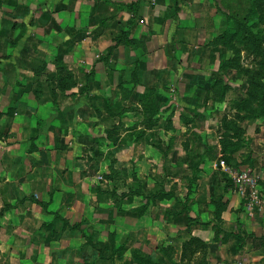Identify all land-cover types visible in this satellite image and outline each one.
<instances>
[{"label":"crops","instance_id":"0c3cea01","mask_svg":"<svg viewBox=\"0 0 264 264\" xmlns=\"http://www.w3.org/2000/svg\"><path fill=\"white\" fill-rule=\"evenodd\" d=\"M208 1L0 0V264H28L31 253H37L36 264H52V256L58 263L61 254L86 249L84 235H98L102 226L105 232L114 211L103 206L106 190L97 188L90 142L97 136L110 140L112 126L121 152L139 155L136 142L155 133L161 123L155 118L165 109L148 120L142 111L149 98L137 97L164 91L156 79L167 65L147 68L149 51L175 42L177 31L188 29L184 14H195ZM172 12L177 14L167 18ZM125 29L135 44L118 45L105 57ZM145 122L152 127L136 136ZM229 210L221 213L224 239L212 225L190 233L179 225L162 233L135 231V246L145 252V240L163 237L182 248L181 238L190 237L206 246L202 264H264V229L257 218L238 219ZM124 214L115 213L116 220Z\"/></svg>","mask_w":264,"mask_h":264},{"label":"rangeland","instance_id":"374dc122","mask_svg":"<svg viewBox=\"0 0 264 264\" xmlns=\"http://www.w3.org/2000/svg\"><path fill=\"white\" fill-rule=\"evenodd\" d=\"M173 14L177 12L167 18ZM263 14L264 0H209L198 6L195 14H184L188 29L177 31L175 42L153 45L149 51L152 60L140 59L142 67L145 60L150 61L147 68L167 65L156 79L164 91L137 95L143 100L148 96L152 106L160 104L158 111L165 107L155 118L161 123L156 124L155 133L145 136L146 141L136 142L141 147L138 156L136 151L131 155L128 148L121 152L122 143L113 138L112 126L107 129L112 131L111 137L106 134L110 140L97 136L90 142L97 188L105 186L106 190L103 206L114 213L109 215L105 232L102 226V233L80 238L85 250L65 252L58 256L62 259L58 263L52 256V264H202L206 246L195 244L193 238H181L182 248L175 242L169 245L163 237L155 239L157 245L145 240V252H140L135 231L162 233L165 228L182 225L190 233L213 220L216 202L223 205L222 213L230 208L238 219L255 216L264 229V222L258 221L264 220V208H260L264 200V116L260 115L264 107ZM239 22H246L257 44L242 40L240 32L235 34ZM57 63L66 67L63 61ZM197 74L202 75L200 80ZM112 110L118 112L115 104ZM151 127L145 122L136 136ZM224 142H238L240 148L230 153L229 146L223 153ZM236 172H250L255 177L256 200L247 196L252 193L250 187L241 193L233 178ZM120 212L125 213L123 219L116 220L115 213ZM143 215L146 218L139 220ZM238 227L241 230L240 223ZM224 236L220 233L219 238ZM36 257L37 253L28 254V264H36Z\"/></svg>","mask_w":264,"mask_h":264},{"label":"trees","instance_id":"16d2710c","mask_svg":"<svg viewBox=\"0 0 264 264\" xmlns=\"http://www.w3.org/2000/svg\"><path fill=\"white\" fill-rule=\"evenodd\" d=\"M262 18H264V14L262 15ZM240 32L242 33V35H244V37H240L242 40L244 41H248L251 40V43L257 44L256 39L253 40V36L251 35L250 32V28L247 26L246 22H239L237 23V28L235 29V34L237 35V33ZM218 39H221V37L219 36ZM113 46H110L107 50V54L105 57L109 56L112 49H114L115 47H117L118 45H122L123 47H132L135 42L133 40L128 39V31H120L119 35L113 38ZM228 61L225 62L226 65H228ZM215 83V82H214ZM148 98V96H147ZM148 100H145L144 102V108H145V113L148 114L149 118L148 120H151L152 117L154 115L157 114L158 112V107H152L151 102H147ZM262 108V112L260 113V115L264 116V107ZM253 115H258L255 112H251ZM250 113V114H251ZM108 135L111 136V132H108ZM229 146H232V148H230L229 152L230 153H234L236 152L239 148H240V144L238 142L235 143H231V142H224L223 143V153L228 150ZM228 162V161H227ZM167 197H170V194L166 195ZM213 203V202H212ZM213 220L208 222L207 224H204V227H207L209 225H212V229L214 230L215 234L218 235L219 233H221V228H220V223H221V213L223 210V205L219 204V203H213ZM3 215V210H0V218Z\"/></svg>","mask_w":264,"mask_h":264},{"label":"built area","instance_id":"2783aa9c","mask_svg":"<svg viewBox=\"0 0 264 264\" xmlns=\"http://www.w3.org/2000/svg\"><path fill=\"white\" fill-rule=\"evenodd\" d=\"M221 165L222 167H224L223 161L221 162ZM233 178L235 179V183L238 185V188L241 190L242 194L245 193L244 187H250L252 193L250 196L247 195L248 198H251V200L257 199L258 196L255 194L256 192H254L255 185H256L255 177L251 175L250 172H241V173L236 172ZM261 204L262 206L260 208H264V200L261 201Z\"/></svg>","mask_w":264,"mask_h":264}]
</instances>
